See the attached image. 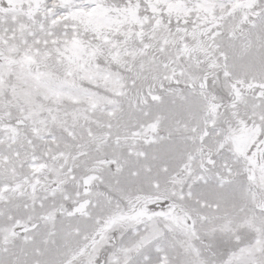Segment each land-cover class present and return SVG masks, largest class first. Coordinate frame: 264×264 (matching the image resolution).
<instances>
[{"label":"snow or ice","instance_id":"1","mask_svg":"<svg viewBox=\"0 0 264 264\" xmlns=\"http://www.w3.org/2000/svg\"><path fill=\"white\" fill-rule=\"evenodd\" d=\"M0 264H264V0H0Z\"/></svg>","mask_w":264,"mask_h":264}]
</instances>
